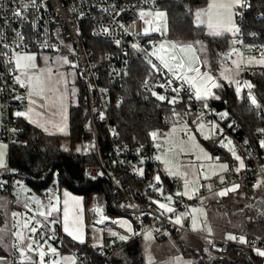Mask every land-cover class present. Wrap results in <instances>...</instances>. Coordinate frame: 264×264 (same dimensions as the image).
I'll list each match as a JSON object with an SVG mask.
<instances>
[{"label": "built area", "instance_id": "obj_1", "mask_svg": "<svg viewBox=\"0 0 264 264\" xmlns=\"http://www.w3.org/2000/svg\"><path fill=\"white\" fill-rule=\"evenodd\" d=\"M25 5L28 7L25 8ZM248 6L249 0H246V6L241 7L238 17L239 31L233 30L231 35L236 37L242 56L261 58L264 54L262 47L246 46L245 42L243 19ZM157 9V0H34V4L33 0H0V142L3 141L9 149L10 144L17 141L18 116L15 110L19 108L24 84L17 80L20 73L15 54L31 50H51L64 43L71 45L72 59L82 83V102L87 111L80 134L81 151L91 155L93 161L84 166L83 176L91 181L102 179L109 184L112 193L120 196L124 213L111 216L91 202L88 209L97 214L94 221L99 225L125 218L133 229L131 240H142L146 232H150L156 240L177 238L182 232H191L190 218L184 212L188 205H194L198 201V198L187 200L181 192L178 195L167 190L156 160V156L164 153L166 148L158 139L157 133L155 137L150 134L149 142L145 143L119 141L115 125L110 122V107L121 101V96L114 91V87L116 81L127 72L133 53L137 52L151 67L150 75L141 84L142 91L148 96H163L189 103L198 115L214 122V131L218 136L224 140L231 139L249 160L247 168L226 177L215 185V189L241 184L257 186L260 181L264 182V147L261 146L264 127L260 129L259 145H250L241 136L234 118L229 115L224 119L221 117L225 110L218 112L211 109L207 101L196 98L187 83L152 58L148 41L159 38L161 29L147 15L142 20L140 12ZM17 11L21 12V16L14 15ZM146 20L151 23H145ZM17 32L21 35L17 36ZM95 40L109 42L112 47L94 57ZM133 45L137 47L133 48ZM247 85H243L245 94L252 95V88ZM5 179V183L0 184L1 190L7 193L10 222L5 264H23L19 259V240L15 236L19 209L24 211L25 220H33L32 228L35 227L37 231H31L28 237L33 250L44 252V264H51L56 258L52 248L68 251L75 257L76 264H86L84 257L69 247L57 226H51L37 216L35 201L30 200L29 205L25 206L17 202L16 194L13 193L18 190L20 182L11 167H8ZM174 186L181 191L177 181ZM56 189L52 185L51 192L45 194L47 201L52 199ZM160 204L173 211H166ZM177 219L179 223L176 222ZM232 237L236 239L208 236L211 247L218 255H224L229 244L246 247L253 252L257 249L264 251V239L246 237V243H240V233L235 232ZM126 243L104 241L98 248V255L102 258L100 264H112L111 259Z\"/></svg>", "mask_w": 264, "mask_h": 264}, {"label": "trees", "instance_id": "obj_2", "mask_svg": "<svg viewBox=\"0 0 264 264\" xmlns=\"http://www.w3.org/2000/svg\"><path fill=\"white\" fill-rule=\"evenodd\" d=\"M208 0H157L158 9L167 12L168 37L179 42L193 43L201 56L209 60L208 68L216 69V60L226 54L228 50L229 34L213 36L207 33L205 26L197 25L193 21L192 13L196 8H203ZM245 42L249 46L264 45V0H249L248 9L243 19ZM94 57L101 51L109 50V42L94 41ZM242 56V55H241ZM245 56H242L244 59ZM249 57V56H248ZM256 58V57H255ZM213 63V65H212ZM151 67L136 53L131 55L130 63L125 75L116 81L114 91L121 96L119 103H114L109 109V119L115 125L119 141L149 142L152 133H163L169 124L176 123V118L196 113L194 108L184 101L171 100L167 97L160 100L156 96H148L142 91L143 80L150 75ZM240 82L243 85H252V95L245 94V89L237 93L234 89L224 87L219 99L207 100L211 109L222 114L227 113L234 118L240 128L241 136L250 144L258 146L260 142V129L264 127V66L244 65L241 67ZM243 81V82H242ZM255 97L256 105L251 102ZM87 111L82 102L70 106L68 111L69 131L62 138L70 142H80L82 126L86 120ZM223 119L225 116H221ZM17 141L12 142L8 149V165L16 176L23 178L27 185L35 191H41L52 183L54 174L57 176V188L83 196L84 202H97L104 212L111 216L122 215L124 205L121 198L112 193V188L104 180L91 181L83 176L86 164L92 163L91 155L77 152L71 148H61V136L46 134L34 128L21 117L17 119ZM218 139L201 140L206 148L219 161L235 165L232 156L219 145ZM245 168L250 165L244 154ZM242 169V170H244ZM242 170L232 171L226 177L236 175ZM161 174V172H160ZM161 179L170 193H173L175 179L161 174ZM253 203V202H252ZM251 203V205H252ZM262 218V217H259ZM243 226L246 230L235 229L244 237L264 239V217L262 220L245 218ZM232 233V234H233ZM69 247L76 250L79 256L84 257L86 264H100L102 258L98 255L99 247L88 244H77L66 238ZM210 253H209V252ZM199 250L196 255L201 256L199 264H263L264 257L251 249L229 244L224 255ZM6 255L0 247V255ZM112 264H144L141 240H129L121 250L111 259ZM76 264V263H75Z\"/></svg>", "mask_w": 264, "mask_h": 264}, {"label": "rangeland", "instance_id": "obj_3", "mask_svg": "<svg viewBox=\"0 0 264 264\" xmlns=\"http://www.w3.org/2000/svg\"><path fill=\"white\" fill-rule=\"evenodd\" d=\"M212 0L207 1V5L203 8H196L193 10L192 18L195 24H201L205 26L207 33L213 36H220L224 34H229L231 37L228 41V50L226 54L223 55L220 60H216V69H210L208 66L210 62L206 57L201 56L197 51L196 45L193 43L179 42L175 41L168 37V20L167 12L165 9H157L155 11H148L152 15H147L151 18L161 29V35L159 38H152L148 41L149 43V53L152 58L155 59L159 64H161L168 72L172 73L174 76H177L180 80L187 83L194 91L196 96V88L193 87V82L191 81L192 77H196L194 83L196 87L201 89L200 99L205 101L210 99H219L221 90L224 87L234 89L237 92V88L240 89V93L244 86L240 82L241 67L244 65L252 66L261 64L256 63L251 60L252 57L245 56L244 59L241 56V50L237 45L236 37L231 35V32L238 28V17L241 13L242 6H236L232 8L231 23H227V14L224 16L225 24L224 27L218 29L220 34H212L207 26V16L201 15L199 20L197 19V12L207 10L209 3ZM218 2L227 3L228 0H218ZM163 12L165 15L163 18H157L156 13ZM158 19V21H157ZM234 25V27H232ZM232 27L231 31L225 30V28ZM164 44L166 46V51H160L158 55H162L165 59L169 60V63L175 64L179 61L180 58L184 59L185 68L176 69L175 71H169L168 68L164 66L161 60L158 58V55H153L156 52L160 45ZM187 45H192V51H181L182 47ZM175 46V47H173ZM249 46V45H246ZM264 51V45L261 46ZM72 47L69 44H60L54 49L51 50H31V51H22L15 54L14 58L16 61L17 56H32L34 59L31 62L21 61V63H31L34 64V67L28 68H18L20 76L19 81L24 84V91L22 92V97L20 98V108L15 110L17 112L25 113L22 117L25 120H28V123L34 128H45L42 129L46 134L49 133L47 130L48 123H51V135L58 132L59 134L68 133L69 124H68V111L70 106H75L81 103L82 95V83L80 81L76 64L72 59ZM175 55L178 60L172 61L170 57ZM226 58L224 61L223 58ZM208 58V57H207ZM260 58H256L259 60ZM213 65V63H212ZM264 66V65H262ZM188 67L199 69V75L195 71H188ZM212 78L211 81L207 80V77L204 74ZM188 79H185L184 77ZM39 78V82H37ZM215 82L219 87H211V83ZM210 90L209 95H204L205 88ZM35 89L38 90L37 93ZM159 97V96H156ZM43 104V105H42ZM225 116V115H223ZM2 115L0 112V125L2 123ZM176 123L169 124L167 130L163 133H158V139L163 143L166 151L159 156H156L158 162V169L162 175H167L175 181L181 187V191L174 187V193L181 192L183 197L187 200H193L198 198V201L194 205H188L186 211L184 212L191 219V230L193 233H202L206 236L211 235V228L208 220V215L211 212V207L214 206L212 202H209L208 198L211 193V183L217 180H221L227 176L232 171H235L237 168L236 165L240 166L241 162L245 163L244 158L240 155L239 149L236 144L231 139H221L219 145L223 147L232 158L236 161L237 164L230 165L228 162L219 161L216 156H213L211 152L204 146L201 140H210L218 139V135L214 131V122L211 119H205L198 115L197 113L189 114L187 116H180L176 118ZM27 122V121H26ZM203 125L201 128L200 126ZM60 126V127H58ZM1 127V126H0ZM64 128V129H63ZM41 130V129H40ZM59 140V145L61 148L67 149L71 148L72 151L77 152L81 149V144L78 141L70 142L67 138H62ZM231 141V144L228 142ZM0 145H6L3 141L0 142ZM227 145V146H225ZM232 149L236 153V156H239L240 159L237 160L233 156ZM0 151L5 152L4 161L5 166L0 167V181L3 179L4 174L6 173L8 165V147L6 149L0 148ZM159 157V159H157ZM221 165H227V169H223ZM187 182V188H185V183ZM211 182V183H210ZM52 183H57L56 174L52 177ZM245 185V184H243ZM23 193L32 191L31 188L26 187L24 184L20 187ZM246 192L250 198L254 196H264V182L261 181L260 185L254 188L246 187ZM248 191H252L249 193ZM187 192V195L183 193ZM61 199L58 197L53 200V204H45L44 201L36 193L31 196L32 201L39 200L41 207L36 211L37 216L40 219H44L47 222H52L53 216L56 213L52 212L50 216H41L40 213L44 212L47 214L49 210L55 206L57 211L60 210V220L62 225H64V210H65V200L69 201V225L72 228H79L77 234H83L85 231L84 220H83V198L81 195L73 194L66 189L61 191ZM65 193L68 195L66 196ZM256 193V195H255ZM14 194V193H13ZM209 196V197H207ZM191 197V198H190ZM72 198H77L79 203L77 204ZM250 201L246 202H235L234 209L231 211L230 225L231 227L242 231L246 230L243 226V220L246 218H253L254 220H262L264 213L261 215L257 210L255 203ZM7 199L6 196L0 193V247L4 249L7 245L6 241V228H7ZM74 215H78L80 223L74 221ZM222 215V214H221ZM261 215V216H260ZM262 217V218H259ZM126 219L123 218L118 223V227L122 228L121 231L116 229L115 232V241L117 242H127L132 234L131 226L128 225ZM74 224V225H73ZM28 226L25 227V230H31ZM63 229V226H62ZM125 233V234H124ZM107 236H110V233H106ZM227 236H231L232 233H227ZM123 236L125 239H120ZM193 240L197 241L199 244H205L208 250L210 240L203 236L195 237L192 236ZM112 241V239H110ZM150 237L149 234H146L144 240L142 241V248L144 251V259L148 261L150 255H155V253L160 252L157 249L158 245L154 243H149ZM80 243V242H79ZM7 249V247H6ZM29 251L36 253L38 256V264L40 261V252H36L32 249ZM24 252L23 249H20V253ZM209 252V251H208ZM210 253V252H209ZM57 260L54 261L56 264L62 262L64 264H75V257L71 254L59 255L57 254ZM209 257L213 256V253L208 254ZM1 264V262H0ZM53 264V262L51 263Z\"/></svg>", "mask_w": 264, "mask_h": 264}, {"label": "crops", "instance_id": "obj_4", "mask_svg": "<svg viewBox=\"0 0 264 264\" xmlns=\"http://www.w3.org/2000/svg\"><path fill=\"white\" fill-rule=\"evenodd\" d=\"M198 25H201V24H198ZM37 91L38 90L35 89L36 93H37ZM19 103H20V101H19ZM19 108H20V105H19ZM0 112H1V106H0ZM1 115H2V112H1ZM23 120H25V119H23ZM25 121L28 122V120H25ZM48 125H50V126H47V130L49 131L48 134H51V123H48ZM0 126L2 127V123ZM1 127H0V131H1ZM58 127H60V126H58ZM44 128H39V130L41 129V131H42V129H44ZM53 135L65 136V135H67V133L62 132L61 134H59L58 132H56V133H53ZM234 163H236V162H234ZM243 165L244 166L241 168L237 164L236 165L237 168L235 169V172H238V171L244 169L245 163ZM237 169H239V170L237 171ZM14 174H15V171H14ZM15 176H16V174H15ZM160 176H161V174H160ZM5 178H6V173L4 174L3 179L0 181V184L5 183V181H6ZM225 178H226V176L224 178H222L221 180H217V181H214L212 183L210 182L213 186H211V193L209 194L210 197L209 196H207V197H209L208 198L209 202H212L214 206L211 207V212L208 215V220H209V224H210V228H211V232H212L211 235H216V236H220V237H224V238L229 239V236H227L226 234L227 233H233L232 231L235 230V228L231 227V225H230L231 211H233V209H234L233 206H234L235 202L236 203L237 202L243 203L246 201L254 202L257 210L259 211V214L262 215L264 213V196L258 195V196H254L253 198H250L248 196V193L246 192L247 191L246 187H249V188L251 187V188H254V190H255V188L260 185L261 181L258 183L257 186H252L250 184L238 185L239 187L235 188V191H228V190L234 188L237 185L230 186L228 188L215 189V185L222 182ZM17 179L19 180L20 185H19L18 190L14 191V194H16L15 198L19 204H22L24 206L29 205L30 200H31L30 198L35 193L37 195H40V197L44 201V206H45V204H48V203L53 204L54 199H57L58 197L61 199V197H62L61 191L63 190V188H61V189L57 188L54 191V195H53L52 199L50 201L46 200L45 194L51 192L52 185L56 186V184H54V183H51L47 188L42 189L41 191H35L29 185L26 184V182L23 178H20L19 176H17ZM23 184L26 187L31 188L32 191L27 192V193H23L20 189V187ZM173 192H174V189H173ZM221 192H226V195H219V193H221ZM248 192L251 193L252 191L251 192L248 191ZM0 193L4 194L6 196L7 208H8V197H7L6 191H2L0 188ZM255 195H256V193H255ZM82 198H83V196H82ZM82 202L84 203V205H83V220H84L85 231L83 234H81V233L78 234L81 236V239H73L72 236H69L68 233L64 231V225H62L61 220H60V210L56 211V213L53 216L52 222L51 221L50 222L46 221V222L49 223L51 226H57L61 230V232L65 236V238H67L70 241L77 243V244H85L86 243L92 247H99L106 240L112 239V241H115L116 229H118L120 231L122 229V228H119L117 225L121 220H123V218H120L118 221H116L114 223L105 222L104 224L99 225V224L95 223V221H94L97 218V214L94 212H91L88 209L89 202L98 205L97 202L89 201V202L85 203L84 199ZM98 206L101 207L100 205H98ZM39 207H41V204L37 203V210ZM18 216H19V220H18V225H16L17 230L15 232V236L19 240V246H18L19 259L21 260V262L23 264H38L37 254L28 250V245L31 244L30 239L28 237V234L31 232V230H28V231L25 230V223L29 224V227L32 229L33 220H29V221L25 220V213L23 210H20V209L18 210ZM42 220H44V219L42 218ZM74 221L77 224L80 223V219H79L78 215H74ZM124 221H127V220H124ZM127 223L129 226H131L128 221H127ZM9 224H10V222H9V209H8L7 228H6L7 245L5 246V253L8 250ZM191 224H192V222L190 219V226H191ZM62 226H63V229H62ZM131 230H132V234H133L132 227H131ZM190 230H191V228H190ZM107 232L110 233V236L106 235ZM17 233H21L23 236V239H21L19 236H17L16 235ZM132 234H131L129 240H131ZM146 234H149V237L151 240L149 243L157 244L158 245L157 249H159L160 252L155 253V255H150L148 258V261H147L146 257L144 259V251H143L144 264H199L201 256L196 255L195 253H197L199 250H203L205 252L208 251L205 244L197 243V241L196 240L194 241L193 237H192V236H195V237H201L202 238L203 236H205L208 238V236H206L202 233H193L192 230H191V232H182L177 238L165 237V238L160 239V240L154 239L150 232H146V233H144L141 242L144 240V237ZM242 237L246 238L243 235H242ZM259 240H261V239H259ZM6 247H7V249H6ZM20 249H23V251H24L23 256L20 253ZM31 249H32V247H31ZM54 249L56 250L55 251L56 255L57 254H59V255L71 254L66 250H61V249L59 250L56 248H54ZM208 249H211L212 253L217 254V252L211 247V242L209 243ZM34 251L40 252L38 250H34ZM261 251H263V250H261ZM255 253H257V251H255ZM57 257H58V255L56 256V258L52 262L56 261ZM0 262H1V264L6 263V255H4V254L0 255ZM58 264H64V263L60 262ZM263 264H264V260H263Z\"/></svg>", "mask_w": 264, "mask_h": 264}, {"label": "snow or ice", "instance_id": "obj_5", "mask_svg": "<svg viewBox=\"0 0 264 264\" xmlns=\"http://www.w3.org/2000/svg\"><path fill=\"white\" fill-rule=\"evenodd\" d=\"M33 4H34V0H33ZM236 6H246V0H228L227 3H224V2H218V0H212L211 3H209L208 5V8L207 10H203L201 12H197L196 15H197V19L199 20L200 16L201 15H205L207 16V26L210 30H212V34L214 35H219L220 32L218 29L224 27V24H225V20H224V16L225 14H227V23H231V16H232V8L236 7ZM28 5H25V8H27ZM15 16L19 17L21 16V12L20 11H17L14 13ZM146 15H152V13L150 12H143L141 11L140 12V18L143 20L144 17ZM156 17L157 18H163L164 17V13L163 12H157L156 14ZM145 23L147 24H150L151 21H145ZM232 27H234V25H232ZM232 27H228V28H225V30L227 31H231L232 30ZM154 30H158V29H154ZM236 31H239L238 28L235 29ZM145 32H147V29H145ZM17 36H20L21 34L19 32L16 33ZM7 47V46H5ZM137 46L136 45H133V48H136ZM175 47V46H173ZM185 49H187L188 51H192V45H187L185 47H182L181 48V51H185ZM160 51H166V46L164 44H161L160 45V48L153 53V55H158ZM158 58L161 60V62L164 64V66L166 68L169 69V71H175L176 69H184L185 68V62H184V59L183 58H180L178 62H176L175 64H171L169 63V60L165 59L164 56L162 55H158ZM34 59V57L32 56H17L16 57V66L18 68H28V67H34L35 65L34 64H31V63H21V61H27V62H31L32 60ZM170 59L172 61H177L178 58L175 56V55H172L170 57ZM251 60L255 61L256 63L258 64H261V65H264V54H262L261 58L259 60H256L255 57H252ZM9 63H11V61H9ZM155 67V66H154ZM188 71H195L198 75H199V69H194V68H191V67H188L187 69ZM204 76L207 77V80L208 81H211L212 78L210 76H207V74L205 73ZM185 79H188L186 76L184 77ZM196 77H192L191 78V81L190 82H193V87L196 88V98L197 99H200L202 98L201 97V89L199 87H196L194 81H195ZM18 82L22 83L21 81H19V78H17ZM37 82H39V78H37ZM211 87H219V85H217L215 82H212L211 83ZM248 88H251L252 85L251 84H248L247 85ZM240 89L237 88V92H239ZM155 95V93H153ZM210 94V90L206 87L205 90H204V95H209ZM158 99L160 100H163L165 99L163 96H159ZM251 102L253 105H256V99L255 97H251ZM17 116H23L25 115V113H22V112H17L16 113ZM222 115H227V113H224ZM201 128L203 127V125L200 126ZM264 131V130H262ZM153 137L156 136V133H152ZM229 144H231V141L228 142ZM227 146V145H225ZM261 146L264 147V141H261ZM0 148L2 149H6L7 148V145H0ZM230 151H232V149H229ZM232 154L233 156L236 157L237 160L240 159L239 156H236V153L234 151H232ZM4 156H5V152L3 151H0V167H4L5 166V161H4ZM157 159H159V157H157ZM244 165H243V162H241L240 164V167L242 168ZM221 167L223 169H227V165H221ZM239 169H237L238 171ZM157 180H159V177L156 178ZM239 187L238 185L235 186L234 188L232 189H229L228 191H235V188ZM185 188H187V182L185 183ZM184 195H187L188 193L185 192L183 193ZM65 195L67 196L68 194L65 193ZM179 195V193H178ZM219 195H226V192H221L219 193ZM191 198V197H190ZM77 204L79 203V200L77 198H72ZM169 200L171 199V197L168 198ZM36 203H40L39 200L36 201ZM65 210H64V231L68 233L69 236H72L73 239H81V236L78 235L77 233L79 232V228H72L70 227L69 225V208H68V204H69V201L68 200H65ZM160 207L161 208H165L166 211L168 212H171L173 211L172 208H168L166 205L164 204H160ZM57 211L56 207L53 206L49 212L47 214H45L44 212H41L40 215L41 216H45V218L47 219V216H50L52 214V212H55ZM96 211H100V209H96ZM100 222H103L102 220ZM177 223H179V219H177L176 221ZM27 223H25V227H27ZM31 231L33 233H35L37 231V229L35 227H33L31 229ZM17 236H19L21 239H23V236L21 233H17L16 234ZM120 239H125V237L121 236ZM229 239H236L235 237H232L230 236ZM240 243H246L245 239L243 237H240ZM31 244L28 245V248L31 249ZM51 251L53 253H55V249L52 248ZM257 254L260 255V256H264V251H261L259 249H257ZM21 255L23 256L24 253L21 252ZM40 255V261H39V264H44V260H43V257H44V252H40L39 253ZM53 264H56V262H53Z\"/></svg>", "mask_w": 264, "mask_h": 264}, {"label": "water", "instance_id": "obj_6", "mask_svg": "<svg viewBox=\"0 0 264 264\" xmlns=\"http://www.w3.org/2000/svg\"><path fill=\"white\" fill-rule=\"evenodd\" d=\"M223 60L225 61V60H226V58L224 57V58H223ZM218 116H219V115H218Z\"/></svg>", "mask_w": 264, "mask_h": 264}]
</instances>
